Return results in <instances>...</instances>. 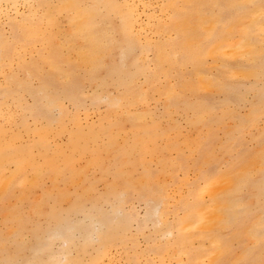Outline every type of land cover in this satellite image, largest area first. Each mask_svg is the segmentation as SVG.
I'll use <instances>...</instances> for the list:
<instances>
[{"label":"bare ground","instance_id":"bare-ground-1","mask_svg":"<svg viewBox=\"0 0 264 264\" xmlns=\"http://www.w3.org/2000/svg\"><path fill=\"white\" fill-rule=\"evenodd\" d=\"M252 5L0 0V264H264V56L244 93L214 57L264 54Z\"/></svg>","mask_w":264,"mask_h":264},{"label":"rangeland","instance_id":"rangeland-1","mask_svg":"<svg viewBox=\"0 0 264 264\" xmlns=\"http://www.w3.org/2000/svg\"><path fill=\"white\" fill-rule=\"evenodd\" d=\"M256 7V5H252V6H250V7H248L250 10H252L251 12H252V15H253V13H254V15H253V20L255 19H257V21H256V23L254 22V24H252L251 22V30L253 31V32H251V33H256L257 32V34H251V35H253L251 38L253 39V40H258L259 42H261V46H262V39L264 38H262L261 39V36H264V32L262 33L261 31L263 30L264 31V29H261L260 28V26H259V23H260V25H261V22H262V18H263V15H264V12H263V8H261V9H259L260 11H261V13H258L259 11H258V8H255ZM242 8L243 9H247V6H246V4H244L243 6H242ZM254 10H256V11H258V12H255ZM255 13H258V15H262V16H258L257 14H255ZM257 17V18H256ZM259 18V19H258ZM205 22H203L202 23V25H200L201 23L200 22H194V23H191V24H193V25H195V26H197V27H206L207 26V28L209 27V22L208 23H205ZM249 24V22H247V25ZM258 25V26H257ZM259 28V29H258ZM200 29H203V28H200ZM261 29V30H260ZM250 30V29H249ZM259 31H260V33H262V34H260L259 33ZM260 35V36H257V35ZM232 36L231 37H234L235 35H234V33H232L231 34ZM254 36H256V38L254 37ZM231 37H227L226 39H225V41H226V43H227V39L229 40ZM238 37H240V39L239 40H237L238 39ZM236 36L235 37V39H236V41H240L241 42V40L243 39H245L244 38V36ZM254 37V38H253ZM242 38V39H241ZM264 40V39H263ZM245 41V40H244ZM243 46H246L247 48H248V46L247 45H240L238 48H241V47H243ZM237 48V49H238ZM253 48V50H256L255 52H256V54H254L253 52V55L255 56H253V57H251L250 58V56L252 55V54H250V56H248L247 58L245 57L246 56V54L244 53V54H241L240 52H242V51H244V47L242 48V50L240 51V50H238V51H236L235 49H233V50H235V52H238V54L240 55H242L243 57H239V56H234V55H238V54H234L233 52H229L228 50H225L224 49V51L222 52H217L218 53V55H215L214 57H216V59H218V61L216 60V62L218 63V68H217V71H218V84H219V86H220V88L222 87V86H225V85H229V86H241L240 88H239V91L241 90V92L242 93H244L245 92V89H246V87H248L249 85H250V82H255V81H258V85H260L261 83H262V81H260L261 80V77H259L258 76V78H260V79H258L256 76H255V74H256V71L255 70H253L255 73H253L252 75L253 76H251V74H250V72L252 71V70H250V69H252V68H254V67H256L257 66V64L258 63H256V59H259V57H261V56H264V54H263V52H261V50L263 51V46H262V48H260V45H259V43L255 46V45H253V47H251V49ZM259 48V49H258ZM258 49V50H257ZM232 50V51H233ZM246 50V49H245ZM253 50H250V52L251 51H253ZM260 51V52H259ZM226 52V53H225ZM227 52H229V53H231V54H227ZM246 52H248L247 50H246ZM220 54V55H219ZM248 54H249V52H248ZM226 56V57H225ZM252 58H255V59H252ZM231 59V60H230ZM234 59H235V61L236 60H240V62H243L244 64H246V65H249V69H247V70H244V69H242L241 68V66H239V64H237V66L236 67H231L230 65H231V63H230V61H234ZM248 59V60H247ZM252 59V60H251ZM226 60V61H225ZM247 60V61H246ZM249 60H251L250 62H249ZM253 60H255V62H253ZM223 62V63H221V62ZM212 62V61H211ZM253 62V63H252ZM258 62V61H257ZM224 64V65H223ZM242 64V63H241ZM226 65H227V67H226ZM224 67V68H223ZM228 67L229 68H231V69H229L228 70ZM237 68H239V69H237ZM235 69V70H234ZM238 70H239V73L237 74V72H238ZM248 70H250L249 71V73L247 72ZM216 71V72H217ZM235 71H237V72H235ZM240 71H242V72H245V74L243 75V73L242 72H240ZM231 73H233V74H231ZM241 73V74H240ZM240 74V75H239ZM223 75V76H222ZM208 76H211L212 77V75L210 74V73H208V71H207V75H206V77H207V80L208 79H211V77H208ZM234 76V77H233ZM250 76L252 77V78H250ZM236 77V78H235ZM252 80V81H251ZM239 82L240 83H242L243 82V84H239ZM234 83H236V85L234 84ZM238 83V84H237ZM249 85H248V84ZM263 84V83H262ZM261 84V85H262ZM243 85V86H242ZM247 85V86H246ZM242 88H243V90H242ZM184 90V89H183ZM188 90V91H187ZM194 88H192V86L190 85L189 87H187L182 93L184 94V92L185 93H187L186 95H184V96H186V97H190V96H192L189 92H191V93H194ZM244 97L246 98H249L248 100H250V98L252 99V96H251V94L249 95V96H246V95H244ZM246 111H248V109L247 110H244V109H242L241 110V115H243L242 117L243 118H245V116H246V119H248V121H250V118L252 119L251 121L253 122H255V119L254 118H252L251 116L249 117V111L248 112H246ZM245 113H247L246 115H245ZM248 115V116H247ZM177 116V115H176ZM241 117V116H240ZM241 117V118H242ZM249 117V118H248ZM179 118V119H178ZM183 116L180 114V117H179V115L177 116V119L178 120H180L179 122L180 123H183L184 125H185V123H186V118L184 117L183 119ZM242 118V119H243ZM182 121H185V122H182ZM225 121H227V120H225ZM234 123V122H233ZM231 126H230V125ZM262 124V123H261ZM259 126H258V128H250L249 129V131H247V133L244 135V138L246 139V151H247V156L244 158V159H242V160H240V165L242 166H240V169H242V168H247V167H249L250 169L251 168H253L252 170H248L247 169V173L248 174H250V173H252L253 174V170H254V172H255V174L258 172V170H259V168H256V170L254 169V163H255V167H258V166H260L261 164H262V162L264 161V159H263V156H264V151L262 150V149H264V148H261L260 146H258V143L256 142V137H258L256 134L258 133V132H261L260 131V128H261V126H260V124H258ZM226 126H227V128L225 129V130H221V131H218V144H219V142L221 143L223 140L225 141V139H233V140H237L238 139V137H240L241 136V133H239V131H238V129H237V127L235 126V123H234V125L232 124V122L230 121L228 124H226ZM235 127L236 128V130H235V128H234V130H235V133H234V131H232L231 132V130H233V128H231V127ZM231 129H230V128ZM187 128V127H186ZM189 128V127H188ZM188 128L186 129V130H188ZM230 129V131H229V133H227V130H229ZM190 130H191V128L186 132L185 130H184V134H183V136L184 137H188L187 135H186V133H188V135H189V132H190ZM254 130V131H253ZM251 131H253V132H251ZM256 133V134H255ZM254 134H255V136H254ZM258 134H260V133H258ZM225 135H227L226 137H225ZM235 135V136H234ZM222 136L225 138H222ZM249 138V139H248ZM255 139V140H254ZM221 140V141H220ZM183 141V140H182ZM250 142V143H249ZM255 142V143H254ZM252 143V144H251ZM250 144V145H249ZM248 145V146H247ZM253 145H254V147H253ZM258 147H257V146ZM249 147V148H248ZM251 148V149H250ZM258 149H259V151H258ZM257 150V151H256ZM252 151V152H251ZM259 152H261L260 153V155H262V156H260L258 153ZM263 153V154H262ZM259 156L258 158H257V156ZM254 157H255V160H254ZM253 158V159H252ZM257 158V159H256ZM260 158H261V160H260ZM252 159V160H251ZM260 161H259V160ZM258 160V161H257ZM251 161H253V165L252 164H250V165H248L249 163H251ZM256 161V162H255ZM259 165H258V164ZM252 165V166H251ZM258 165V166H257ZM247 166V167H246ZM251 166V167H250ZM242 171V170H241ZM245 171V170H244ZM195 174H190V176H191V179H195L196 178V175L194 176ZM140 207H142L141 205H137L136 204V210H137V208H140ZM139 210V209H138ZM137 210V212L140 214V216H142L143 215V213H144V209H143V207L138 211ZM141 210H142V212H141ZM142 214V215H141ZM241 243H243V242H239L238 243V241H236V243L234 242V250H235V252H239L238 254L236 253V255H238V258H237V256L235 255L234 256V258H232L231 259V261H229L228 262V264H247V263H245L244 262V260H245V255H244V251L246 250V248H245V246H243V245H239V244H241ZM250 244V243H249ZM249 248L250 247H252V245L251 246H248ZM241 254H243V255H241ZM239 256L241 257V259L239 258ZM234 261H235V263H234ZM232 262V263H231Z\"/></svg>","mask_w":264,"mask_h":264}]
</instances>
